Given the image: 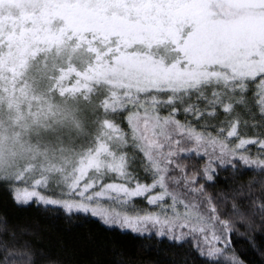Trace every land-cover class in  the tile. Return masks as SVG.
I'll list each match as a JSON object with an SVG mask.
<instances>
[{"label": "snow or ice", "instance_id": "6c2138e0", "mask_svg": "<svg viewBox=\"0 0 264 264\" xmlns=\"http://www.w3.org/2000/svg\"><path fill=\"white\" fill-rule=\"evenodd\" d=\"M0 264H264V0H0Z\"/></svg>", "mask_w": 264, "mask_h": 264}, {"label": "trees", "instance_id": "16d2710c", "mask_svg": "<svg viewBox=\"0 0 264 264\" xmlns=\"http://www.w3.org/2000/svg\"><path fill=\"white\" fill-rule=\"evenodd\" d=\"M33 215H35V213H33ZM89 227H93V228H94L95 226H94V225H89ZM50 230L52 231V233H53L54 236H60V235H61V233L58 232L55 228L50 229ZM122 239H123L124 242L127 243V244H131V243H132V241H131L130 238H128V237H123Z\"/></svg>", "mask_w": 264, "mask_h": 264}]
</instances>
